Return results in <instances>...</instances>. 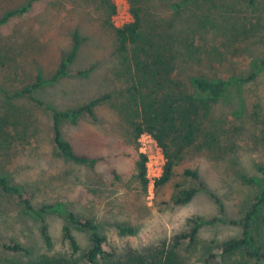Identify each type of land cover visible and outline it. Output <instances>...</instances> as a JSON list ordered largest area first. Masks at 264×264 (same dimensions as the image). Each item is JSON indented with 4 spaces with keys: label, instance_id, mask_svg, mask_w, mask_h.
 <instances>
[{
    "label": "rangeland",
    "instance_id": "rangeland-1",
    "mask_svg": "<svg viewBox=\"0 0 264 264\" xmlns=\"http://www.w3.org/2000/svg\"><path fill=\"white\" fill-rule=\"evenodd\" d=\"M27 0H0V16L5 9L23 4ZM117 4L114 22L121 25L130 21L128 0H113ZM233 2V0H228ZM258 7L235 8L232 13L222 11L215 4L211 26L197 44H215L222 56L214 53L209 60L193 70L200 72L204 66L211 76L229 77L248 75L253 69L251 61L264 54V0ZM157 15H169L172 9L164 0H154ZM103 7L100 0H37L31 9L0 25V47L10 62H0V115L10 122L6 129L13 139H0V170L13 183L20 184L38 205L45 200H60L78 215L92 217L107 237V246L117 257L127 254H147L166 246L171 247L173 237L189 229V218L194 215L210 217L218 213V206L210 192L200 191L186 204H175L173 195L195 183L183 174L186 168L199 171L209 189L223 201L231 217L241 215L258 193L257 185L248 183L247 176L260 175L258 164H264L263 125L254 119V112L264 116V69L257 78L244 85L242 95L222 100L216 105L219 113L228 117L224 143L233 145L228 153L212 157L204 150L190 147L176 165L172 179L158 187L154 175L161 164L157 143L142 136L138 144L129 124L119 113V106L127 96V82L118 75L121 68L115 55L114 34L103 24ZM228 13V14H227ZM252 23L257 28L248 36L225 39L232 24ZM223 30V31H222ZM81 38L78 54L70 70H89L85 76L72 73L55 83H47L28 94L17 91L34 81L41 71L50 78L64 54L74 45V34ZM228 44H236L239 51ZM108 96L95 106V118L84 114L77 124L63 123L64 135L79 152L101 157L94 164H77L57 155L51 138L52 118L45 104L59 109H69ZM245 107H244V104ZM254 104H258L256 108ZM244 109L240 117L234 111ZM14 122L27 125L28 136L22 138L14 131ZM28 123V124H27ZM5 131V132H6ZM140 152L148 155L150 183L145 189L137 177V160ZM166 158L162 164L163 169ZM162 171L160 175H162ZM54 245L46 248L40 232V223L22 212L17 198L0 191V264L25 256L2 246V242L15 240L35 252L66 253L71 251L64 240L65 218L56 213L47 217ZM119 225L132 227L134 233H123ZM83 250L89 247L85 230L74 229ZM239 230L227 224L202 228L199 243H182L176 250L181 264H226L221 257L206 261V246L212 251L215 244L236 236ZM27 259V258H26ZM86 264V263H83Z\"/></svg>",
    "mask_w": 264,
    "mask_h": 264
},
{
    "label": "trees",
    "instance_id": "trees-1",
    "mask_svg": "<svg viewBox=\"0 0 264 264\" xmlns=\"http://www.w3.org/2000/svg\"><path fill=\"white\" fill-rule=\"evenodd\" d=\"M37 0H27L23 4L5 9L0 16V25L11 18L28 12ZM154 0H128L131 20L121 25L114 22L117 13V4L113 0H100L103 7V24L113 34L116 43L115 55L121 68L118 75L123 78L127 86V96L119 106V113L129 124L134 140L144 133L150 134L162 148L166 158L163 173L155 180L158 187L169 182L176 165L182 160L186 150L195 147L206 151L212 157L226 155L233 145L224 143L228 117L219 113L216 105L219 101L234 99L242 95L244 85L257 78L264 69V54L251 61L254 69L248 74H233L229 77L211 76L204 66L200 72L193 69L201 65L204 59L209 60L216 53L222 56L219 48L213 44H197L196 37L202 38L211 26H214V5L221 3L222 11L232 13L235 8L242 7V2L248 6L258 7L260 0H164L165 5L172 9L169 15H157L152 11ZM264 4V3H263ZM228 14V13H227ZM257 28L252 23L241 25L232 24L231 29L226 28L221 35L225 39H239L248 36ZM81 38L78 32L74 34V45L70 52L63 55L58 68L50 78H44L40 71L34 81L24 84L17 95L28 94L33 97L34 91L39 87L55 83L65 76L72 75L71 64L77 57ZM239 51L236 44H228ZM0 62H10L8 55L2 53L0 47ZM89 70H77L76 75L85 76ZM5 94L8 90L0 87ZM108 96H99L80 106L59 109L54 105L45 104L52 118L51 138L56 154L67 161L77 164H94L101 157L79 152L72 142L64 135L63 123L69 121L77 124L79 119L88 114L95 118V106ZM34 98V97H33ZM35 99V98H34ZM244 104V103H243ZM259 108L258 104H254ZM245 107V104H244ZM245 111H234V116L240 117ZM254 119L262 125L264 134V116L254 112ZM10 122L0 115V139L2 141L13 139L6 129ZM14 131L20 137L28 136L27 125L21 123L18 130L14 122ZM28 124V123H27ZM6 131V132H5ZM264 141V135L262 137ZM148 155L139 153L137 160V177L146 189L150 183L148 177ZM260 175L247 176L244 179L257 185L258 193L239 216L231 217L226 212L223 201L212 192L207 183L201 179L199 171L186 168L183 174L194 181L189 188H182L173 195L175 204L190 202L198 192L207 191L215 199L218 213L204 217L194 215L189 218V229L173 237L171 247H163L147 254H127L117 257L113 250L107 246V237L102 232L100 224L92 217L78 215L74 210L60 200H45L36 205L28 190L17 183H13L7 174L0 170V191L4 195H11L21 204L22 212L31 216L40 223V232L45 241L46 248L54 245L53 237L49 232L47 217L56 213L62 215L66 223L63 225V237L69 243L71 251L68 254L35 252L32 253L24 244L9 240L2 242V246L14 253L25 256L9 261L7 264H181L180 256L176 250L182 243L196 245L202 228L227 224L239 230V234L215 244L213 252L211 244L207 247L206 261L221 257L226 264H264V164H258ZM74 229L85 230L89 235V247L83 250ZM123 233H134L132 227L119 225Z\"/></svg>",
    "mask_w": 264,
    "mask_h": 264
},
{
    "label": "built area",
    "instance_id": "built-area-1",
    "mask_svg": "<svg viewBox=\"0 0 264 264\" xmlns=\"http://www.w3.org/2000/svg\"><path fill=\"white\" fill-rule=\"evenodd\" d=\"M147 136V137H150V138H153L150 134H148V133H144V134H142V136ZM141 136V137H142ZM154 139V138H153ZM155 140V139H154ZM156 141V140H155ZM156 143H157V141H156ZM157 148H158V158L161 160V164L156 168V170H155V172H154V175H157V177H160L161 175H160V173H161V171L163 172V166H162V164H163V162H164V160H165V155H164V153H163V150H162V148L158 145V143H157ZM146 153V152H145ZM149 165V162H147V166ZM148 177H150V174L148 173Z\"/></svg>",
    "mask_w": 264,
    "mask_h": 264
}]
</instances>
